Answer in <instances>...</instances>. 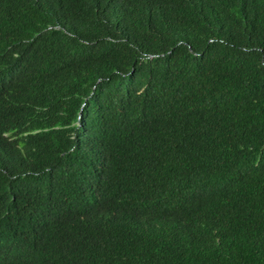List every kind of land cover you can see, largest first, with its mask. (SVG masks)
Segmentation results:
<instances>
[{"label":"trees","instance_id":"trees-1","mask_svg":"<svg viewBox=\"0 0 264 264\" xmlns=\"http://www.w3.org/2000/svg\"><path fill=\"white\" fill-rule=\"evenodd\" d=\"M18 234L46 264H264V0H0Z\"/></svg>","mask_w":264,"mask_h":264},{"label":"clouds","instance_id":"clouds-1","mask_svg":"<svg viewBox=\"0 0 264 264\" xmlns=\"http://www.w3.org/2000/svg\"><path fill=\"white\" fill-rule=\"evenodd\" d=\"M112 204L110 201L106 200V204H102L96 206L91 204L89 207L82 209V213H77V220L82 224L88 225L90 222L86 221L87 217H91L93 220L95 217L99 218L106 217L108 208ZM104 210H106L104 214ZM63 227L65 228L64 224ZM37 243L40 247L41 242L35 237L31 235L28 239L24 238L21 234H18L17 240H13L7 244L3 241L1 242V246L3 248V255L0 258V264H46L47 258L43 253V250L39 248H31L28 246V243ZM7 248V249H5Z\"/></svg>","mask_w":264,"mask_h":264}]
</instances>
